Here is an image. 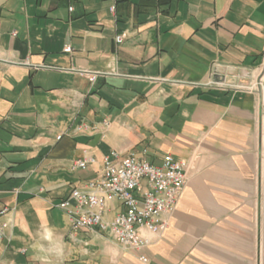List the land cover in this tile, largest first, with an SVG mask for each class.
Segmentation results:
<instances>
[{"label":"crops","instance_id":"0c3cea01","mask_svg":"<svg viewBox=\"0 0 264 264\" xmlns=\"http://www.w3.org/2000/svg\"><path fill=\"white\" fill-rule=\"evenodd\" d=\"M263 55L264 0H0V261L264 264L262 99L211 85ZM112 151L190 162L166 232L142 250L73 231L58 206Z\"/></svg>","mask_w":264,"mask_h":264},{"label":"built area","instance_id":"2783aa9c","mask_svg":"<svg viewBox=\"0 0 264 264\" xmlns=\"http://www.w3.org/2000/svg\"><path fill=\"white\" fill-rule=\"evenodd\" d=\"M124 38V34L117 35L116 42L122 43ZM64 50L71 53L73 48L68 45ZM116 72V69L80 71L91 80ZM212 83L217 87L222 85L218 81ZM95 162L94 158L78 159L75 167L84 169ZM189 168V160L177 159L172 154H166L161 165H154L135 153L123 155L112 151L103 158L102 175L73 188L70 196L58 206L68 212L73 231L108 233L123 248L142 250L151 243L148 235L161 237L166 232L169 216L185 188ZM115 202L121 208L111 216ZM7 212L6 208L0 210V241L6 236L4 216ZM142 260L147 262L144 256ZM0 264L4 263L0 261Z\"/></svg>","mask_w":264,"mask_h":264},{"label":"rangeland","instance_id":"374dc122","mask_svg":"<svg viewBox=\"0 0 264 264\" xmlns=\"http://www.w3.org/2000/svg\"><path fill=\"white\" fill-rule=\"evenodd\" d=\"M214 75V74H213ZM221 82V89H234L243 92L258 93L262 99V115H264V55L261 63L252 69L243 70L241 68L221 69L213 76L212 82ZM183 193V192H182Z\"/></svg>","mask_w":264,"mask_h":264}]
</instances>
